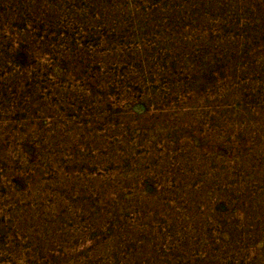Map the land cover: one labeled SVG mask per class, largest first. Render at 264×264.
Listing matches in <instances>:
<instances>
[{
	"label": "rangeland",
	"instance_id": "rangeland-1",
	"mask_svg": "<svg viewBox=\"0 0 264 264\" xmlns=\"http://www.w3.org/2000/svg\"><path fill=\"white\" fill-rule=\"evenodd\" d=\"M0 264H264V0H0Z\"/></svg>",
	"mask_w": 264,
	"mask_h": 264
}]
</instances>
